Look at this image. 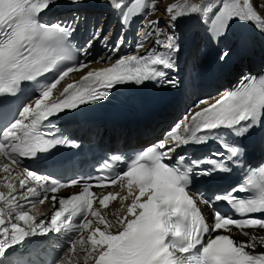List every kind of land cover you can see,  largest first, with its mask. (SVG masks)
Here are the masks:
<instances>
[{"label": "bare ground", "instance_id": "1", "mask_svg": "<svg viewBox=\"0 0 264 264\" xmlns=\"http://www.w3.org/2000/svg\"><path fill=\"white\" fill-rule=\"evenodd\" d=\"M64 1V0H62ZM67 3H78L82 6L81 11L83 13L96 11L98 8L101 10L108 9V0H66ZM153 0L152 4H148L146 7L145 23L149 24L151 21L153 23H163L165 24L166 29L170 31L164 37H155L150 38L149 47L156 49L160 44L170 45L174 49H182L184 46H188L193 39L189 32L184 27L191 23V20L195 19L197 22H194L197 28H201L204 31L212 30L214 26H223L219 31L220 33H226L227 35L231 34L230 30H233V27L237 26L238 30L235 33L236 41L240 42L239 45L244 48L245 51H248V43L251 41L253 47H257L264 42V0ZM92 2V3H91ZM147 4V3H145ZM159 4V5H158ZM87 5H90L92 8H86ZM69 6V5H66ZM157 7V11L156 8ZM207 9L206 12L204 10ZM74 11H79L76 9ZM159 12V13H158ZM120 13V12H119ZM121 14V13H120ZM104 17V19H103ZM101 18L102 23H100L99 32L101 36L104 33V27L108 23V20L111 18L108 13L106 16ZM213 18V21L212 19ZM71 20V18L69 19ZM134 20V17L130 18ZM88 26L91 24H87ZM116 27V25H112ZM72 30H75V27L71 26ZM156 30V29H155ZM173 33L174 36L170 34ZM185 33V37H184ZM105 39L109 35L103 36ZM188 38L189 41L186 42L185 39ZM161 40V42L159 41ZM233 42L231 46H235L236 42ZM233 48V47H232ZM250 52V51H249ZM180 54V52H177ZM249 54V53H248ZM246 55V73L247 76L250 74H257L260 71L264 72V58H260L258 55H255L253 51V56L260 60V68L257 69V64L250 62V57ZM102 55V54H101ZM105 56V54H103ZM115 54H112V57ZM190 55L184 54L183 58L188 61ZM249 57V60H246ZM263 60V61H262ZM257 61V60H256ZM175 61L171 60L167 63V66L174 70ZM103 65V62L95 63L94 59L90 64L85 63L84 66L79 67L77 70L71 71L68 76L64 79V83L75 80L84 70H88L90 67L98 68ZM252 66V67H251ZM238 67L234 64L232 68L225 73V79L229 82L230 77L235 78L237 76L236 70ZM260 70V71H259ZM175 71V70H174ZM259 71V72H257ZM207 95H204V97ZM208 98V97H206ZM215 102V101H213ZM179 135L181 130H178V127L175 128ZM119 130H113L109 133V137L113 138L115 135L119 134ZM120 135V134H119ZM172 136H175L174 134ZM176 137V136H175ZM136 140V137L133 139ZM140 142L139 144L141 145ZM135 145H138L136 142ZM26 166V165H25ZM21 176H28L27 167H18L13 164H8L6 169L0 170V187L4 192V196L12 198L15 196V199H19L21 196L25 195L24 187L21 186L18 182V179ZM69 188V187H68ZM77 188H70L59 193H75ZM114 193L115 196L113 200L107 204L104 208L100 207V203L97 200L94 202L93 209L96 213L97 222L91 224V228L85 232V237L88 241L99 242L103 239L108 238L112 233L117 232L123 225L124 222L133 216L135 212L134 204L138 200L136 197L137 190L135 187L128 185L126 181L119 180L111 188L98 189L95 190V194H101L104 192ZM57 201L47 200L46 202L39 204L36 203L35 206H32L30 209L35 214V216L42 220L46 215L47 211L55 204ZM232 236L243 238L247 241V248L254 251H263L264 250V229L252 230L248 229L246 233L242 234L238 230L231 229L229 232ZM90 244L82 243L80 247H77V251L68 249L62 252V257L60 261H71L73 264H91L89 261L90 253Z\"/></svg>", "mask_w": 264, "mask_h": 264}, {"label": "rangeland", "instance_id": "2", "mask_svg": "<svg viewBox=\"0 0 264 264\" xmlns=\"http://www.w3.org/2000/svg\"><path fill=\"white\" fill-rule=\"evenodd\" d=\"M89 1H96V0H88V2ZM157 1V3L159 2L158 0H156ZM92 3V2H91ZM159 5V4H158ZM159 13V12H158ZM103 19H104V17H103ZM112 23V21L109 23L108 22V24H111ZM160 24H163V23H160ZM112 25V24H111ZM237 30H238V28H237V26H235V27H233V32H234V34L237 32ZM232 33V32H231ZM238 43H240V42H238ZM241 44V43H240ZM261 56H263L264 57V51H262L261 52ZM249 58V57H248ZM248 58L246 59V60H248ZM263 61V60H262ZM236 73H237V75H239V73H240V70L239 69H237L236 70ZM202 97V96H201ZM206 97H209L208 95L206 96Z\"/></svg>", "mask_w": 264, "mask_h": 264}]
</instances>
